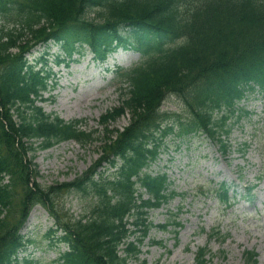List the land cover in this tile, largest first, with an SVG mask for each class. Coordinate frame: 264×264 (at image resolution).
I'll use <instances>...</instances> for the list:
<instances>
[{"label":"trees","instance_id":"obj_1","mask_svg":"<svg viewBox=\"0 0 264 264\" xmlns=\"http://www.w3.org/2000/svg\"><path fill=\"white\" fill-rule=\"evenodd\" d=\"M66 1L69 4L67 6ZM252 2V0H249L247 4ZM49 3L57 6L51 8V11L55 14L62 12L64 15L73 16L80 12L74 11L75 8H78L76 0H41V3L35 5V9L41 10L44 5ZM206 3L215 2L208 0ZM146 4L139 6L131 4V8L128 9L122 6H111L108 15L105 16L103 14L104 23L94 27L95 31L105 28L111 22H119L133 16L136 17V20L141 19L143 22L168 28H183L187 26L181 23L177 15H171L172 19L168 22L161 17L165 10L164 2H147ZM216 6L217 3L212 8L197 7L195 9L197 11L193 25L202 28L201 32L196 33L202 40L198 43L193 53L192 65H185L180 59L176 58L165 59L161 61L157 69H150L139 77L140 79L136 83L137 93H134L131 100L128 101V105L134 109L140 124L151 118L152 110L163 92L161 89L164 86H170V84H178L180 81V77H175V73L172 70L176 73L191 76L194 74L208 77L211 75L215 64L231 59L233 70L236 71L235 74L239 75L241 81L253 78L264 82L262 77L264 71V11L250 7L249 10L242 13L240 22L235 24L225 21V16L221 12L218 17H212L211 13ZM40 12L33 11L30 15L31 18L38 19ZM256 36L258 37L256 38ZM228 41H233V44H227ZM159 78L162 80H159ZM231 79L236 82V79ZM30 92L25 90V88L5 89L0 84V179L2 172L8 171L15 176L16 182L15 189L11 193H9L8 185L0 186V202L8 206L10 215H14L12 197L15 196L17 187L22 186L21 188L24 192L22 201L19 204L22 212L26 210L30 202L43 199L48 194L38 184L35 185V189L30 185L23 167V152L19 151L16 145L18 136H25L26 134L42 135V132H45V136L48 139L44 144H48L52 138L55 141H60L69 137L80 138L84 135L83 132H78L73 125L62 123L61 120L48 122L47 118H40L41 116L34 120H29L22 108L19 106L13 108L18 104V100L26 102V96ZM2 106L6 108V112ZM8 106H10L9 109H7ZM11 108L15 109V112L20 117L22 122L20 127L15 126V121L12 119L13 115L10 112ZM112 147L117 148L121 151V154L125 155L131 152L136 156H140L144 151L140 136L135 134L130 128L121 135ZM5 150L7 154H4ZM131 159L134 158L131 157ZM14 227L15 222L13 220L3 219L0 221V248L8 246L13 250L17 246L18 240L13 237L16 233L13 231ZM107 235L101 229H97L94 233V228L84 226L79 232L81 244L76 252V260L80 261V264H124L123 261L115 256L114 240L112 238L109 239L111 244L104 241L108 238ZM9 236L13 237V243H11ZM90 237L92 239L88 240ZM4 242L7 245H3Z\"/></svg>","mask_w":264,"mask_h":264},{"label":"rangeland","instance_id":"obj_2","mask_svg":"<svg viewBox=\"0 0 264 264\" xmlns=\"http://www.w3.org/2000/svg\"><path fill=\"white\" fill-rule=\"evenodd\" d=\"M68 98L62 93V98L57 101L56 105L61 109H64V116L68 117H85L90 122L88 123L89 127H95L97 126V120L100 117L102 113L106 110L107 107L113 106L114 104H117V95L113 92L112 94L107 97V100L97 99L99 93H94L93 95H87L81 93V90H79L76 94L72 93L71 90L68 92ZM75 97V98H74ZM74 98V99H73ZM68 103V104H66ZM66 104L64 107L63 105ZM126 123L125 118H120L118 121H116L112 126H123ZM244 123H246L244 121ZM253 127V124H245L244 130L235 128L234 134H231V137L233 139H237L243 141L246 139V137L250 138L251 134L249 132L251 131V128ZM251 141L253 142L252 138ZM264 143V140L262 141ZM261 140L260 138L254 140L253 145L250 150L247 151L246 158H242L241 154L238 152L232 151L230 153V157L236 161H238V164L240 165V162H244L246 164L248 163H255L260 160L264 159V152L259 153L257 151V148L260 146ZM258 146V147H257ZM66 148H69L71 152H67ZM94 145L88 146L86 150L79 148L75 146L72 143H68L64 149H61V147L58 148V151H42L39 152V155L36 159V161L39 162L40 167L42 169L43 175H46L44 180L48 182H52L53 180L60 178L61 180H64V176L60 174V171H67L68 169L72 172L71 176L75 173V171H81V168H84L86 165L90 163V160L92 161L97 155L94 154ZM248 157V158H247ZM221 166V161L219 163ZM214 161H208L205 162L203 167L205 169H209L210 167H214ZM73 208L77 209L78 205H76V202L73 201ZM195 209V205L193 206ZM198 213V211H196ZM196 215L191 216L188 220V223L186 222L184 228H183V234H182V240L180 241L179 245H177L173 249V253L171 255L165 254L162 258L159 264H191L192 258L189 252L185 250L186 243L190 241L191 235L194 231L197 230L196 227L191 225L190 223L193 220H197ZM157 219V217H155ZM162 218V217H160ZM204 223L208 224V220H211V218H204ZM158 236H169V234L165 233L161 235L159 232L157 234ZM200 236H204V241L206 239L205 235H199L196 240ZM169 247H172V241H169ZM227 255L226 257L222 256H216L212 260V264H245L244 260L239 257V253H235L232 246L226 247ZM164 249L161 248H153L152 251L149 254V260L152 262V260H155L161 252H164ZM262 262L261 264H263ZM130 264H137L136 262H131Z\"/></svg>","mask_w":264,"mask_h":264}]
</instances>
